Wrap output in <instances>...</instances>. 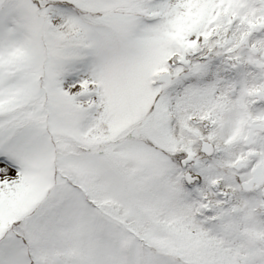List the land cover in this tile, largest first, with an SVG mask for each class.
Listing matches in <instances>:
<instances>
[{
    "label": "snow or ice",
    "instance_id": "6c2138e0",
    "mask_svg": "<svg viewBox=\"0 0 264 264\" xmlns=\"http://www.w3.org/2000/svg\"><path fill=\"white\" fill-rule=\"evenodd\" d=\"M0 264H264V0H0Z\"/></svg>",
    "mask_w": 264,
    "mask_h": 264
}]
</instances>
